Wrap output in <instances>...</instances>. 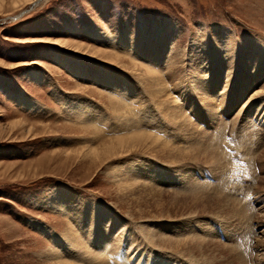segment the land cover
<instances>
[{
  "label": "rangeland",
  "instance_id": "rangeland-1",
  "mask_svg": "<svg viewBox=\"0 0 264 264\" xmlns=\"http://www.w3.org/2000/svg\"><path fill=\"white\" fill-rule=\"evenodd\" d=\"M36 1L0 0V264H57L61 237L73 264H264V73L241 68L256 78L245 91L230 73L252 46L264 61V0ZM147 57L160 95L148 91ZM70 59L122 80L105 89L75 77ZM121 83L132 90L114 93ZM244 135L257 142L254 167L236 153ZM164 143L188 156L166 158ZM224 192L248 215L214 204Z\"/></svg>",
  "mask_w": 264,
  "mask_h": 264
},
{
  "label": "bare ground",
  "instance_id": "bare-ground-1",
  "mask_svg": "<svg viewBox=\"0 0 264 264\" xmlns=\"http://www.w3.org/2000/svg\"><path fill=\"white\" fill-rule=\"evenodd\" d=\"M38 1L39 2H41L42 0H37L36 2L38 3ZM36 4V3H35ZM121 37H119L118 36V38L117 37H115V38H113L112 39V41H114V42H117V40H119ZM164 39L165 38H163V39H160V38H156V36H155V40H153V41H155V43H157L158 44V42H156V41H160V42H162V41H164ZM151 40V41H152ZM152 44H153V42L151 43L150 42V44L148 45V47H151L152 46ZM163 44H165V43H163ZM124 46V45H123ZM256 46V45H255ZM259 47V46H258ZM126 48V47H125ZM198 49V47H196L195 48V50H194V56H196V54H197V52L199 51V50H197ZM212 50V49H211ZM99 52H101V53H103V55L104 56H106V57H110V56H112L113 55V53H109V52H103L101 49H99ZM173 52V51H172ZM211 52V51H210ZM209 52V53H210ZM212 52H213V55L212 56H209L208 55V52H206V56H208V57H210L211 58V60H212V65L214 66L215 65V62H216V59L214 58V51L212 50ZM138 53V52H137ZM192 53V52H191ZM225 53V55H224V57L222 56V59H223V61H227V62H229L230 61V54L227 52V51H225L224 52ZM255 53H256V48L255 47H250L247 51H243V53H242V55H243V57L241 58V54L238 56V54L237 55H235V64L233 63V65H232V68L234 67V69L232 70H230V73H233L231 76L233 77L234 76V74H237L238 72H237V70L238 71H240L239 72V74H240V77H239V79L237 80V81H239V83H243V86H241L240 87V90H244L245 91V88H249V86L250 85H252L253 84V82H254V80L256 79V78H254V80L252 79V80H249V78H251V76L250 75H248V77L244 74V72H243V70L241 69V68H244V69H249L250 71H254V70H256L258 73H259V75L261 74H263L264 73V61H262L259 57H258V59L255 57ZM174 54V53H173ZM117 56L118 57H116V58H112V59H115V60H117V59H121L120 58V56L117 54ZM135 57V56H134ZM177 57V56H176ZM193 57V56H192ZM238 57V58H237ZM137 58V57H136ZM240 58H241V60H240ZM128 59V58H127ZM170 59H172V58H170ZM243 59V60H242ZM75 60H77V61H74V60H68V63H67V67H68V70L70 71V73L71 74H74L75 75V77H83V78H85V80H87V81H91V82H95V83H97L98 84V82H99V84H101L100 86L101 87H103V88H105L106 86H111L112 84L113 85H117V82H120L121 80H122V78L120 77V76H118L117 74H115V73H111V74H108V75H105V77L104 78H102V80L100 79L101 77H103L102 75H101V73H100V69L98 70V71H94V70H91V69H89V65H88V63L87 62H82V61H79L78 59H75ZM118 60V61H119ZM131 60V59H130ZM146 62H144L145 64H143L142 63V65H144L143 66V68H144V72L146 71V72H148V74H150L151 76L147 79V82H149V83H147L146 85H148L149 86V88H148V86H147V88H148V91L151 89L152 91L151 92H153V95L154 96H156V95H160L162 92H165V89H166V85L164 84V81L161 79V76L159 77V78H157V74H160V72L156 69V66H158L159 65V62L158 63H156V66L154 67V68H152L151 66H149V65H146L147 63H148V61H149V59H148V57L147 58H145L144 59ZM206 60H207V58H206ZM239 60L242 62V63H240L239 62ZM248 60V61H247ZM127 61V60H126ZM166 61V60H165ZM134 63L135 62H139V61H133ZM207 62V61H206ZM149 63H151V62H149ZM205 63V60L203 61V64ZM152 64V63H151ZM154 64V63H153ZM203 64H202V62H201V60H199V59H197L196 60V63H195V65L193 66L194 68V70H196L198 67L199 68H202V67H204L203 66ZM155 65V64H154ZM227 65V64H226ZM153 66V65H152ZM171 67V66H170ZM227 68V67H226ZM226 68H224V67H222L221 69H220V71L221 72H223V73H225L224 72V70H226ZM168 69V68H167ZM228 70H229V66H228ZM237 72V73H236ZM192 73V72H191ZM155 76V77H153L152 78V76ZM145 76V75H144ZM190 76V75H189ZM194 76V75H193ZM212 76H213V74H212ZM81 77V78H82ZM229 77V76H228ZM42 78V77H41ZM81 78H79V79H81ZM119 79H120V81H119ZM216 79H219V77H216ZM259 78H258V76H257V80H258ZM84 80V79H83ZM152 80V81H151ZM231 80H233V78H231ZM129 81V80H128ZM151 81V82H150ZM191 81V80H190ZM123 82H126V80H123ZM194 82L195 83H198L199 81H198V79L197 78H195L194 79ZM130 83H132V82H130ZM149 84H151L152 86H150ZM121 86V87H120ZM145 86V85H144ZM116 87H120L119 89H118V91L117 92H114V93H119V94H122V95H124V93H128L129 91H131L132 90V85L130 86L128 83H126V84H124V83H121V84H118V86H116ZM134 87V86H133ZM151 87V88H150ZM196 87H197V85H196ZM237 87V86H236ZM106 89V88H105ZM117 89V88H116ZM207 90V89H206ZM239 90V91H240ZM58 94H59V92H57ZM166 95V94H165ZM238 95H239V93H238ZM128 96V95H127ZM126 96V97H127ZM125 97V96H124ZM160 100V99H159ZM81 101V100H80ZM79 105V104H78ZM162 105V104H161ZM80 107L84 110V109H86V108H84V104L83 105H81L80 104ZM165 108V107H164ZM88 109V108H87ZM166 110V109H165ZM144 111H145V113H147L148 111H150V109H149V107L147 106L145 109H144ZM91 113V112H90ZM88 114V113H87ZM86 114V117H87V119H91L92 117H93V115H87ZM152 114H153V112L151 113V115H150V118L152 119L153 118V116H152ZM144 115V114H143ZM146 115V114H145ZM144 115V116H145ZM157 115V114H156ZM94 117H95V115H94ZM158 117V116H157ZM190 126V125H189ZM222 129V128H221ZM246 131V130H245ZM142 132V131H141ZM140 131H139V133H138V131L136 132V133H138V134H136L135 132V134L136 135H138L137 137L138 138H140L141 139V134H143V133H141ZM221 132V131H220ZM219 131L218 132H216V134H214L212 137H211V139H213V140H211V144H210V146H212V144H213V142H214V145L215 146H212L211 148H212V150H215L214 152H215V161H214V164H217L218 163V165L216 166V167H223V166H225V164L226 163H223V164H221V162L222 161H224L225 160V158H226V155H225V150L224 151H222L220 148H222V146H220V141L221 140H217L216 138H218L217 136H218V133H220ZM225 132V131H224ZM240 132V131H239ZM248 133H250V132H248ZM134 134V135H135ZM224 133H222V135H223ZM247 134V133H246ZM221 136V135H220ZM134 137V136H133ZM144 137V136H143ZM149 137V136H148ZM244 137H245V135H244ZM248 137V136H247ZM138 138H136V139H134V142L136 143L137 142V140H138ZM145 138V137H144ZM147 138V137H146ZM150 138V137H149ZM151 138H153L152 136H151ZM150 138V139H151ZM254 136L253 137H251L250 136V138L248 139H246V137H245V140H243L241 143L243 144H237L236 145V148H237V150H236V153L237 152H240L241 154H242V156L243 157H247V159H248V161L249 162H245V166H247V163L249 164V163H252V164H250V165H254L255 164V162H254V157H253V155H252V153H253V147L255 148L256 146H257V142H256V140H254ZM215 139V140H214ZM219 139V138H218ZM121 140V139H120ZM240 140H242V139H240ZM239 140V141H240ZM129 141H130V139H129ZM140 141V140H139ZM216 141V142H215ZM237 141V140H236ZM141 142V141H140ZM140 142L135 146V147H139L140 146ZM196 142V141H195ZM248 142H250V145L248 144ZM165 144V143H164ZM168 143H166L165 144V146H164V148L162 149V150H166L167 148H168V153H164L165 154V157L167 158H171L172 160H176V161H180V162H182V161H184L185 159H186V156H188V154L186 153V152H183V151H181L182 149H179V148H176V147H174L173 145H167ZM170 144V143H169ZM181 144V143H180ZM194 144H195V146H194ZM193 144V147H196V149L198 148L199 149V143H194ZM219 144V145H218ZM222 144V143H221ZM155 145V144H154ZM249 146V147H245V146ZM121 146H123V144L121 145ZM120 146V147H121ZM151 146V145H150ZM173 146V147H172ZM178 146H180V145H178ZM134 146H131V148H133ZM220 147V148H219ZM145 148V147H144ZM182 148V147H181ZM241 148H244L246 151L245 152H243L242 150L243 149H241ZM195 149V148H194ZM195 149V150H196ZM226 149V148H225ZM221 150V151H220ZM255 150V149H254ZM128 151V150H127ZM129 151H130V149H129ZM160 151V150H159ZM227 151V150H226ZM89 152V151H88ZM164 152H166V151H164ZM213 152V151H212ZM214 152H213V154H214ZM228 152V151H227ZM229 153V152H228ZM100 154V153H99ZM227 154V153H226ZM231 154V153H230ZM233 154V153H232ZM235 154V153H234ZM238 155H240V154H238ZM229 156V155H228ZM231 156V155H230ZM241 156V155H240ZM241 156V157H242ZM110 157V156H109ZM227 159H228V157H227ZM257 159V158H256ZM259 159V158H258ZM229 161V160H228ZM246 161V160H245ZM93 162V161H92ZM227 165H228V163H227ZM244 166V167H245ZM242 167V166H241ZM250 166H247V168H249ZM254 167V166H253ZM229 167H227V169H228ZM238 168V167H237ZM237 168H234V166H232L231 165V172L230 173H232V176L233 177H235L236 176V173L238 172L236 169ZM215 169V168H214ZM226 169V170H227ZM239 169V168H238ZM253 169V168H252ZM218 171H220V170H218ZM240 171H241V168H240ZM247 171H248V169H247ZM244 172H245V170H244ZM250 172V171H249ZM247 173V172H246ZM252 173V172H251ZM217 174V173H216ZM241 175V174H240ZM239 176V175H238ZM221 177V176H220ZM245 177V176H244ZM143 178V177H142ZM219 178V177H218ZM223 178V177H222ZM226 178H227V176H226ZM243 178V177H242ZM246 178V177H245ZM253 178V177H252ZM220 180H222L221 178H220ZM224 180V179H223ZM226 180V179H225ZM234 180V179H233ZM236 180V179H235ZM240 180V179H239ZM231 181V180H230ZM228 181V179H227V182H229L228 183V187L231 189V191H232V186L230 185V183H232L233 181ZM262 181V180H261ZM224 182V181H223ZM236 182V181H235ZM211 183V182H210ZM225 183V182H224ZM227 184V183H226ZM226 184H223V185H226ZM150 185V184H149ZM208 185V184H207ZM222 185V186H223ZM259 185V184H258ZM143 186H144V184H143ZM146 186H147V183L145 184V188H146ZM152 185H150L149 187H151ZM240 186H242V185H240ZM240 186H237V187H240ZM148 187V186H147ZM153 187V186H152ZM226 187H227V185H226ZM237 187H234V189L236 188L237 189ZM224 188V187H223ZM228 188V189H229ZM248 188V187H247ZM134 189V188H133ZM235 189V190H236ZM239 189V188H238ZM249 189V188H248ZM252 189V188H251ZM146 190V189H145ZM222 190V189H221ZM225 190V189H224ZM226 190H227V188H226ZM234 190V191H235ZM242 190H243V188H242ZM246 190V189H245ZM240 192H241V190H239ZM249 191H250V189H249ZM148 192V191H147ZM245 192H247V191H245ZM150 193V192H149ZM237 193V192H236ZM244 193V192H243ZM250 192H248L247 194H249ZM224 195L223 196H221L220 198L218 197V198H216V200L215 201H213L212 199H211V201H213L214 202V204H218V205H222L223 203L222 202H224V204L223 205H227V206H231V208H232V206H236V200H235V198H233V194L230 192V193H228V192H224L223 193ZM246 194V193H245ZM250 195V194H249ZM255 195V194H254ZM230 196L232 197V198H230ZM235 196V195H234ZM62 197H64V196H62ZM237 198H239L240 199V197H237ZM55 199V198H54ZM229 199H231V201H232V205L228 202V200ZM238 201V203H239V201H241V200H237ZM246 202V200L244 201V203ZM208 203V202H207ZM243 203V205H242V207L240 208V205H241V202H240V204H239V206L237 205L236 206V208L234 209V212H236V215H246V213H247V215H248V212L247 211H249V210H247V207H246V205ZM65 203L62 201V198H61V196H57V198H56V200H54V205L56 206V205H58V206H62V205H64ZM213 204V203H212ZM222 205V206H223ZM248 205V204H247ZM224 206V207H225ZM226 208V207H225ZM60 209H61V207H60ZM233 209V208H232ZM232 209H231V211L230 212H232ZM249 209V208H248ZM63 210V209H62ZM63 212L65 213V210H63ZM243 215V216H244ZM232 216H233V214H232ZM70 218V217H69ZM71 220H75V218H74V216H72V218H71ZM86 223L87 224H89V222L88 221H86ZM249 225V224H248ZM40 226V228L42 229V225H39ZM250 226V225H249ZM39 228V229H40ZM70 231L68 232V235H69V238L72 240V242L74 243V245L76 246V248L77 249H84V243H83V241L81 240V238H80V236H78V234L75 232V230H74V232H73V230L72 229H69ZM42 233H45V234H48L47 232L48 231H44L43 229H42V231H41ZM56 234V233H55ZM57 235V234H56ZM50 238H52V236H50ZM54 238L55 237H53V241H54ZM168 241V240H167ZM174 241V240H173ZM164 242H166V241H164ZM209 242V241H208ZM55 243H56V245L59 247V248H57V249H60L61 250V252H62V255H58L57 257H54V259H57V260H55L56 261V263L57 264H73L71 261H69L68 259H70L71 257H73L72 256V243H68V242H66V241H64V239H63V237H61V238H59L58 239V241H57V239L55 238ZM163 243V242H162ZM169 243V242H168ZM170 243H172V242H170ZM169 243V244H170ZM178 243V242H177ZM180 243V242H179ZM165 244V243H164ZM167 244V243H166ZM168 244V245H169ZM79 246L81 247V248H79ZM85 249H86V246H85ZM107 248H106V246L104 247V249H100V254L98 255V257L97 258H99V257H101V253H103V251H105ZM105 253V252H104ZM103 253V254H104ZM107 253V252H106ZM105 253V254H106ZM71 257H70V256ZM239 255V254H238ZM51 259H52V257H51ZM74 259V258H73ZM122 259L123 258H121L120 259V261H122ZM101 261V260H100ZM52 264V263H51Z\"/></svg>",
  "mask_w": 264,
  "mask_h": 264
},
{
  "label": "water",
  "instance_id": "water-1",
  "mask_svg": "<svg viewBox=\"0 0 264 264\" xmlns=\"http://www.w3.org/2000/svg\"><path fill=\"white\" fill-rule=\"evenodd\" d=\"M38 3H40V2L38 1ZM38 3H37V4H38ZM37 4H35V5H37ZM21 14H22V13H21ZM17 17H18V16H17Z\"/></svg>",
  "mask_w": 264,
  "mask_h": 264
}]
</instances>
